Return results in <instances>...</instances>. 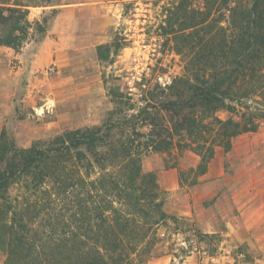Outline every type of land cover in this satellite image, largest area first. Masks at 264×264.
<instances>
[{"label": "trees", "instance_id": "16d2710c", "mask_svg": "<svg viewBox=\"0 0 264 264\" xmlns=\"http://www.w3.org/2000/svg\"><path fill=\"white\" fill-rule=\"evenodd\" d=\"M30 7L27 0H0V47L18 53L42 41L53 16L30 20ZM163 13L160 35L183 58L184 74L170 85L154 84L135 114L128 113L135 109L129 99L112 90L115 107L100 126L29 148L1 131L4 264H145L162 226L185 236L180 263L195 242L209 245V256L217 252L218 233H202L165 211L156 175L143 171L142 160L174 147L189 150L199 158L195 180L216 147L230 152L234 138L257 130L255 117L264 120V0H176ZM123 47L99 46V61ZM221 111L249 119L223 120ZM139 122L147 132L137 129Z\"/></svg>", "mask_w": 264, "mask_h": 264}, {"label": "rangeland", "instance_id": "374dc122", "mask_svg": "<svg viewBox=\"0 0 264 264\" xmlns=\"http://www.w3.org/2000/svg\"><path fill=\"white\" fill-rule=\"evenodd\" d=\"M27 1L33 5L30 20L53 18L41 42H29L18 53L0 47V133L5 130L20 148L100 126L114 110L112 90L129 99L135 109L128 113L135 114L154 84L164 87L184 74L183 58L159 30L163 10L176 0ZM117 41L124 43L117 55L99 61L97 48ZM47 103L53 104L48 110ZM217 117L249 119L226 111ZM254 121L257 130L234 138L230 152L216 147L207 171L195 180L199 158L189 150L174 147L143 158V171L156 175L165 211L221 236L213 256L204 252L209 245L195 242L180 263L184 235L162 226V240L145 264H264V120ZM141 126L139 131H148Z\"/></svg>", "mask_w": 264, "mask_h": 264}, {"label": "built area", "instance_id": "2783aa9c", "mask_svg": "<svg viewBox=\"0 0 264 264\" xmlns=\"http://www.w3.org/2000/svg\"><path fill=\"white\" fill-rule=\"evenodd\" d=\"M52 106H53L52 103H47L45 109L48 110V109H50ZM41 112H42V113L44 112V109H43V108L41 109Z\"/></svg>", "mask_w": 264, "mask_h": 264}]
</instances>
